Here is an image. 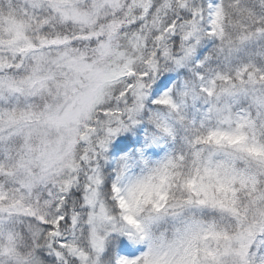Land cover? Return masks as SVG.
<instances>
[{
    "label": "clouds",
    "instance_id": "1",
    "mask_svg": "<svg viewBox=\"0 0 264 264\" xmlns=\"http://www.w3.org/2000/svg\"><path fill=\"white\" fill-rule=\"evenodd\" d=\"M0 264H264V0H0Z\"/></svg>",
    "mask_w": 264,
    "mask_h": 264
}]
</instances>
